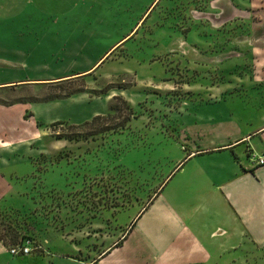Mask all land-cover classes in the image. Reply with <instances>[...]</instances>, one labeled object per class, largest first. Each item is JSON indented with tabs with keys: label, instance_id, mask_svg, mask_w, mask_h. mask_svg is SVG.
Returning <instances> with one entry per match:
<instances>
[{
	"label": "rangeland",
	"instance_id": "obj_1",
	"mask_svg": "<svg viewBox=\"0 0 264 264\" xmlns=\"http://www.w3.org/2000/svg\"><path fill=\"white\" fill-rule=\"evenodd\" d=\"M155 1L82 0L65 18L29 9L0 20V155L17 160L0 202L8 253L30 240L35 256L101 255L222 137L221 123L203 137L207 123L242 119L237 98L263 93L264 0H160L140 25ZM237 208L216 264H264V210Z\"/></svg>",
	"mask_w": 264,
	"mask_h": 264
},
{
	"label": "crops",
	"instance_id": "obj_2",
	"mask_svg": "<svg viewBox=\"0 0 264 264\" xmlns=\"http://www.w3.org/2000/svg\"><path fill=\"white\" fill-rule=\"evenodd\" d=\"M81 2L0 0V20L14 21L29 9L48 18H65ZM158 2L160 0L152 4L140 25ZM138 29L126 38H132ZM94 67L83 75L91 73ZM239 98L247 108L245 116L242 119H213L207 123L203 137L218 130L220 123L226 124L222 137L213 136L210 144H201L179 166L165 191L130 232L127 231V236L121 237L101 255L85 262L49 253L48 256L33 254L13 258L0 241V264H216L221 261L219 251L227 246V239H223L227 235L223 228H228L224 218L232 212V205L238 207L239 214H245L248 207L251 212L257 208L264 210L261 207L264 204V166L255 165L251 158L252 155L264 154V91L253 94L251 98ZM4 154L0 155L5 163L0 165V202L17 183L15 178H11L17 174H7L5 169L11 165V159L17 161L16 156L14 154L11 158V153ZM172 185L173 190L170 191ZM245 204L246 210L243 208ZM203 209L209 214H203Z\"/></svg>",
	"mask_w": 264,
	"mask_h": 264
},
{
	"label": "built area",
	"instance_id": "obj_3",
	"mask_svg": "<svg viewBox=\"0 0 264 264\" xmlns=\"http://www.w3.org/2000/svg\"><path fill=\"white\" fill-rule=\"evenodd\" d=\"M252 160L257 166H264V154L261 156L252 155ZM42 247L36 245L34 241L27 240L23 246H19L18 248H12L9 250V253L13 256L17 255H30L36 251H41Z\"/></svg>",
	"mask_w": 264,
	"mask_h": 264
},
{
	"label": "trees",
	"instance_id": "obj_4",
	"mask_svg": "<svg viewBox=\"0 0 264 264\" xmlns=\"http://www.w3.org/2000/svg\"><path fill=\"white\" fill-rule=\"evenodd\" d=\"M131 39V38H130ZM129 39V40H130ZM124 45V44H123ZM123 45H120V46H123ZM119 46V47H120ZM119 47H117V48H119ZM116 48V49H117ZM115 49V50H116ZM89 74H91V73H89ZM89 74H87V75H84V76H88ZM83 76V77H84ZM98 119H100V116H97L93 121H98ZM114 130H115V128H114ZM113 131V130H112ZM108 133V132H111V128H107V129H102L99 133ZM82 134L81 133H78L77 135H74L73 137L74 138H72V137H70V136H68L70 139L69 140H79V138H82ZM83 138H86L85 136H83ZM134 226V225H133ZM18 239V238H17ZM16 238H15V240H14V242L17 240ZM26 240V239H25ZM0 241L4 244V246L5 247H8L9 245H15V243H11V242H8L3 236L1 237L0 236ZM120 244V243H119ZM119 244H117V246L119 245Z\"/></svg>",
	"mask_w": 264,
	"mask_h": 264
}]
</instances>
